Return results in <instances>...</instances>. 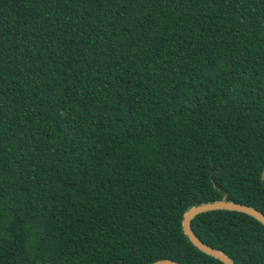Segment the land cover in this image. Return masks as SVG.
Returning <instances> with one entry per match:
<instances>
[{
  "label": "trees",
  "instance_id": "1",
  "mask_svg": "<svg viewBox=\"0 0 264 264\" xmlns=\"http://www.w3.org/2000/svg\"><path fill=\"white\" fill-rule=\"evenodd\" d=\"M263 169L264 0H0V264H225Z\"/></svg>",
  "mask_w": 264,
  "mask_h": 264
},
{
  "label": "water",
  "instance_id": "2",
  "mask_svg": "<svg viewBox=\"0 0 264 264\" xmlns=\"http://www.w3.org/2000/svg\"><path fill=\"white\" fill-rule=\"evenodd\" d=\"M262 179L264 180V169L262 172ZM218 209H226V210L243 212V213H246V214H249L255 217L257 220H259L263 224H264V213L253 206L227 200L226 197L220 200L208 201V202H203L198 205H193L184 213L183 221H182L184 232L196 247H198L201 251L205 252L206 254L211 255L223 261L225 264H237L234 261V259L231 258L223 250L214 248L208 245L207 243H205L204 241H202L196 235V233L194 232L192 228V220L197 215L203 212L218 210ZM151 264H182V263L169 259V258H164V259L156 260Z\"/></svg>",
  "mask_w": 264,
  "mask_h": 264
}]
</instances>
